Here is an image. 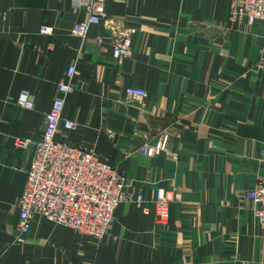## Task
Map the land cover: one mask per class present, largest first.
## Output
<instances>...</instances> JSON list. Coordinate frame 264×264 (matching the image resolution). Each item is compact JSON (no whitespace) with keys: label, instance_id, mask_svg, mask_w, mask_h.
<instances>
[{"label":"crops","instance_id":"1","mask_svg":"<svg viewBox=\"0 0 264 264\" xmlns=\"http://www.w3.org/2000/svg\"><path fill=\"white\" fill-rule=\"evenodd\" d=\"M234 5L105 0L106 20L81 44L69 31L86 13L71 0H0V264H264L247 198L264 179V22L234 17ZM128 32L131 54L117 64L112 37ZM72 65L62 119L75 127L57 140L124 175L132 194L151 202L158 187L178 188L183 199L167 225L122 203L102 239L35 215L16 245L25 171ZM130 87L147 97L125 99ZM22 90L32 110L17 105ZM162 133L178 162L139 152Z\"/></svg>","mask_w":264,"mask_h":264},{"label":"built area","instance_id":"2","mask_svg":"<svg viewBox=\"0 0 264 264\" xmlns=\"http://www.w3.org/2000/svg\"><path fill=\"white\" fill-rule=\"evenodd\" d=\"M71 1L74 8L86 13V19L74 24L69 35L84 44L89 28L107 18L105 0ZM233 15L246 19L250 24L264 22V0H235ZM38 33L51 36L52 30L42 25ZM131 34L112 37V57L117 64L131 54ZM102 42V38H96L97 45ZM75 75L76 68L72 65L65 74V81L58 84V97L44 115L42 135L34 144L33 160L25 171L26 182L17 203L16 245L25 243L24 235L35 215L81 235L102 239L109 232L115 209L122 203H133L143 214H152L158 224L167 225L171 204L180 203L183 199L178 188L158 187L151 202L142 194H132L128 192L129 183L124 175L96 160L92 153L57 140L75 127L72 121L62 119L64 101L71 91L70 81ZM124 94L129 101H142L147 97L144 90L135 87L125 89ZM17 105L26 110L33 109L29 91H20ZM169 139L167 133H162L154 144H145L138 150L149 158L165 154L168 159L178 162L179 156L169 147ZM20 144L26 146L30 141ZM247 198L252 201L255 217L264 231V179L247 193Z\"/></svg>","mask_w":264,"mask_h":264}]
</instances>
